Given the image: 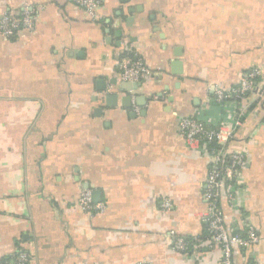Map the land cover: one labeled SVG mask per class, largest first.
<instances>
[{
  "label": "crops",
  "instance_id": "obj_1",
  "mask_svg": "<svg viewBox=\"0 0 264 264\" xmlns=\"http://www.w3.org/2000/svg\"><path fill=\"white\" fill-rule=\"evenodd\" d=\"M25 4L34 30L0 36V262L220 264L218 248H172L206 234L211 166L180 122L232 126L237 106L215 90L264 70V0H102L100 21L74 0H0V13ZM139 58L151 73L132 88L119 63ZM238 105L224 147L246 153L243 188L221 206L260 237L234 264H264L263 78ZM86 188L103 211L80 207Z\"/></svg>",
  "mask_w": 264,
  "mask_h": 264
},
{
  "label": "built area",
  "instance_id": "obj_2",
  "mask_svg": "<svg viewBox=\"0 0 264 264\" xmlns=\"http://www.w3.org/2000/svg\"><path fill=\"white\" fill-rule=\"evenodd\" d=\"M76 4L85 9L92 21H100L102 15L99 13L102 0H74ZM36 20V9L30 4L22 6L20 14L14 15L10 12L0 13V36L14 37L18 30H34ZM119 70L123 81L137 82L143 76L149 75L151 70L142 59L127 61L122 59L119 63ZM264 79V70L253 68L246 72L239 84L228 89L217 88L215 99L220 104L236 105V120L232 126L219 125L212 126L207 119L185 117L180 122L181 131L188 144L196 149L205 151L211 157V166L207 176L205 197L208 201V209L204 216L206 222V234L196 236L192 240L173 236L174 250L187 252L192 248L204 246L211 250L220 249L222 258L220 264H234V254L238 249L247 248L257 244L260 237L251 224L245 218L244 228L239 226H227L224 220V212L221 206L222 192H226L228 201L233 207L238 208V191L243 187L241 170L246 161V153L243 151L226 152L225 144L233 137L234 130L241 124L242 111H239L238 102L242 100L253 88L255 82ZM216 144V147H212ZM80 207L93 214L103 211V202L94 199L91 189H84L79 198ZM171 205L169 200H165L164 208ZM29 254L20 251L16 255L15 264H28ZM0 264H10L0 262ZM138 264H150L149 261H141Z\"/></svg>",
  "mask_w": 264,
  "mask_h": 264
},
{
  "label": "water",
  "instance_id": "obj_3",
  "mask_svg": "<svg viewBox=\"0 0 264 264\" xmlns=\"http://www.w3.org/2000/svg\"><path fill=\"white\" fill-rule=\"evenodd\" d=\"M139 86H140L139 82H134V87H132V88H138ZM96 194H97V192L94 193V198H96Z\"/></svg>",
  "mask_w": 264,
  "mask_h": 264
},
{
  "label": "trees",
  "instance_id": "obj_4",
  "mask_svg": "<svg viewBox=\"0 0 264 264\" xmlns=\"http://www.w3.org/2000/svg\"><path fill=\"white\" fill-rule=\"evenodd\" d=\"M211 146H212V147H216V144H212ZM189 240H192V238H190Z\"/></svg>",
  "mask_w": 264,
  "mask_h": 264
}]
</instances>
